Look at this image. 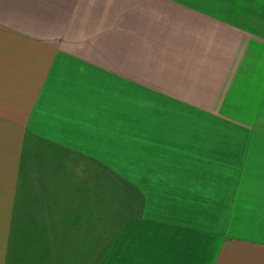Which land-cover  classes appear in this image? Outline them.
Returning a JSON list of instances; mask_svg holds the SVG:
<instances>
[{
	"label": "crops",
	"instance_id": "1",
	"mask_svg": "<svg viewBox=\"0 0 264 264\" xmlns=\"http://www.w3.org/2000/svg\"><path fill=\"white\" fill-rule=\"evenodd\" d=\"M131 1L0 0V264H264V169L154 105L167 79L197 92L181 62L202 63L154 44L155 0Z\"/></svg>",
	"mask_w": 264,
	"mask_h": 264
},
{
	"label": "rangeland",
	"instance_id": "2",
	"mask_svg": "<svg viewBox=\"0 0 264 264\" xmlns=\"http://www.w3.org/2000/svg\"><path fill=\"white\" fill-rule=\"evenodd\" d=\"M173 1L194 13H187L186 22L184 18L180 26L177 23L180 11L157 6L158 0H155L154 17L149 18L152 24L149 26L163 32H155L153 37L150 34L149 39L152 37L154 44L172 47V52L193 54L192 57L199 59L202 67H198L196 73L191 63L181 62L188 77L197 78L198 90L185 95L174 94L165 86L169 83L172 86L176 81L167 79L163 90L155 88L154 105L180 108L182 112L176 115L197 127L195 133L203 142L197 147L219 158L232 157L239 174L264 169V0H172L171 3ZM141 4V0L131 1L133 8ZM151 5L149 1V8ZM145 43H140L143 44L139 48L140 56L149 55ZM207 45L214 48V55L205 54ZM171 56V59L181 60L173 53ZM108 179L110 199L116 183L120 182L114 177ZM202 195L204 202L210 201L205 198L207 193ZM217 196L211 194V205ZM110 208L114 212V207Z\"/></svg>",
	"mask_w": 264,
	"mask_h": 264
}]
</instances>
